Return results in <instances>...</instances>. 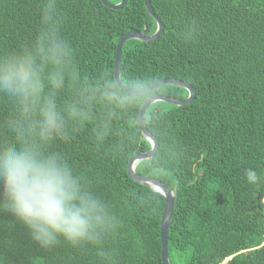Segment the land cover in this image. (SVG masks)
Listing matches in <instances>:
<instances>
[{
	"label": "trees",
	"instance_id": "16d2710c",
	"mask_svg": "<svg viewBox=\"0 0 264 264\" xmlns=\"http://www.w3.org/2000/svg\"><path fill=\"white\" fill-rule=\"evenodd\" d=\"M118 4L121 0H109ZM164 25L153 42L130 40L121 69L128 80L177 79L196 90L185 106L154 103L146 127L158 139L139 175L157 178L175 195L168 233L170 264H264V187L246 184L243 170L264 171V0H151ZM41 0H0V50L23 43L39 21ZM67 34L80 49L81 70L96 75L115 68L119 40L132 31L156 33L145 0L121 10L101 0H61ZM194 29L193 38L185 34ZM186 99L188 91L161 87L153 94ZM139 109L125 114V146L114 154L109 141L97 150L82 133L63 150L97 193L114 206L124 228L103 244L118 264H163L160 224L166 199L128 175L135 154L151 144ZM119 142V141H117ZM11 242V247L9 246ZM96 248L46 250L22 224L0 214L2 264H103Z\"/></svg>",
	"mask_w": 264,
	"mask_h": 264
},
{
	"label": "clouds",
	"instance_id": "9594fccd",
	"mask_svg": "<svg viewBox=\"0 0 264 264\" xmlns=\"http://www.w3.org/2000/svg\"><path fill=\"white\" fill-rule=\"evenodd\" d=\"M69 22L61 0H41L27 40L0 50V214L22 224L43 249L96 248L103 264H118L103 244L120 234L123 219L58 148L88 133L97 150L111 140L119 155L123 116L160 98L151 78L130 81L123 69L82 71ZM243 177L252 188L264 187V171L248 167Z\"/></svg>",
	"mask_w": 264,
	"mask_h": 264
},
{
	"label": "water",
	"instance_id": "95a60500",
	"mask_svg": "<svg viewBox=\"0 0 264 264\" xmlns=\"http://www.w3.org/2000/svg\"><path fill=\"white\" fill-rule=\"evenodd\" d=\"M101 1L104 4V6H106L107 8L113 10H121L126 5L128 0H121V2L118 4H114L109 0H101ZM145 6L148 11V14L151 15L158 24L157 31L153 35H147L146 34L147 26H146L144 31H132L128 34H125L119 40L117 45L116 55H115V68H114L115 70L121 69L123 47L128 41L140 40L142 42H153L156 41L164 32V25L159 19V17L156 15V13L154 12L151 4V0H145ZM158 82L159 83L157 82L154 83L156 87L153 89V91L161 87L177 86L185 89L189 93L186 99L172 98L156 93L154 95L160 98L158 102H164L174 106H185L193 102L196 98V94H197L196 90L194 89L193 86H191L188 83H185L177 79H163ZM153 104L148 105L147 108L142 107L139 121H140L142 134L148 141H154V144H151L150 151L135 154L133 157L130 158L128 163V175L136 183L152 188L156 193L161 194L166 199V206L160 224V229H161V241H162V261L163 264H170L169 253H168V233L175 207L174 192L159 179L142 176L137 174L136 172V168L138 164L141 163L142 161L151 160L152 158H154V156L157 154L159 149L158 139L146 127V113ZM230 259L231 258L225 260L222 264H227Z\"/></svg>",
	"mask_w": 264,
	"mask_h": 264
}]
</instances>
